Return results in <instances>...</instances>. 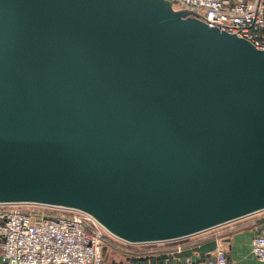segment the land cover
Returning a JSON list of instances; mask_svg holds the SVG:
<instances>
[{
    "label": "water",
    "instance_id": "water-1",
    "mask_svg": "<svg viewBox=\"0 0 264 264\" xmlns=\"http://www.w3.org/2000/svg\"><path fill=\"white\" fill-rule=\"evenodd\" d=\"M14 202L86 211L128 243L263 210L264 49L172 0H0ZM217 242L131 262L199 263Z\"/></svg>",
    "mask_w": 264,
    "mask_h": 264
},
{
    "label": "built area",
    "instance_id": "built-area-1",
    "mask_svg": "<svg viewBox=\"0 0 264 264\" xmlns=\"http://www.w3.org/2000/svg\"><path fill=\"white\" fill-rule=\"evenodd\" d=\"M180 3L210 25L251 41L264 49L263 0H172ZM11 207L0 208V264H123L105 256L106 238L115 237L90 213L56 205L36 202L0 203ZM52 208H61L54 211ZM254 226L261 228L251 242V253L264 261V209L256 213ZM186 236L187 245L179 243L169 251L141 248V254L151 256L172 253L185 247L217 239L216 248L203 261L187 264H232L227 254L225 237L205 233ZM198 235V236H197ZM194 236L193 239H191ZM169 241V240H166ZM163 242V241H155ZM130 264H140L131 262Z\"/></svg>",
    "mask_w": 264,
    "mask_h": 264
},
{
    "label": "crops",
    "instance_id": "crops-1",
    "mask_svg": "<svg viewBox=\"0 0 264 264\" xmlns=\"http://www.w3.org/2000/svg\"><path fill=\"white\" fill-rule=\"evenodd\" d=\"M229 226L231 230L219 232V235L226 238L224 242L228 249L227 256L232 264H264V261L258 259L251 253L252 238L255 234L260 232L261 228L254 226L253 223H242L239 226L236 225V228L233 225ZM116 240L121 241L118 238H116ZM105 256L110 261L130 264L131 257L134 256V254L119 248L107 246Z\"/></svg>",
    "mask_w": 264,
    "mask_h": 264
},
{
    "label": "rangeland",
    "instance_id": "rangeland-1",
    "mask_svg": "<svg viewBox=\"0 0 264 264\" xmlns=\"http://www.w3.org/2000/svg\"><path fill=\"white\" fill-rule=\"evenodd\" d=\"M174 7L176 9H180L181 8V4L180 3H174ZM7 207H11V204H0V208H7ZM54 209V211H57V209H61V208H52ZM260 215V213L257 214H250L244 217H241L239 219L233 220L231 222H227L225 224L216 226L214 228H210L208 231H206L205 233L208 234H219V232H223V231H229L231 230L229 227V225H233L234 227L236 225H240L242 223H251L253 220H255L258 216ZM236 228V227H235ZM226 234V233H225ZM198 236V235H197ZM193 239L194 236H191ZM190 238L188 237H183V238H178V239H174V240H169V241H163V242H145V243H128V242H124V241H119L120 243H125V245H127L128 247L131 248H136V249H141V248H148V249H152L155 247H159V246H164V245H172V244H179V243H184L186 241H188ZM125 251V250H124Z\"/></svg>",
    "mask_w": 264,
    "mask_h": 264
},
{
    "label": "trees",
    "instance_id": "trees-1",
    "mask_svg": "<svg viewBox=\"0 0 264 264\" xmlns=\"http://www.w3.org/2000/svg\"><path fill=\"white\" fill-rule=\"evenodd\" d=\"M255 221L256 220H253L251 223L254 224ZM189 242L190 241H186L183 244L187 245V243H189ZM106 245L110 246L112 248H119L121 250H125L126 252L132 253L134 255H140L141 254V251L139 249L128 247L127 245H125V243H120L118 240H116L112 237L106 238ZM175 248H176V245L172 244V245H164V246L155 247L154 250L161 252V251L173 250Z\"/></svg>",
    "mask_w": 264,
    "mask_h": 264
}]
</instances>
